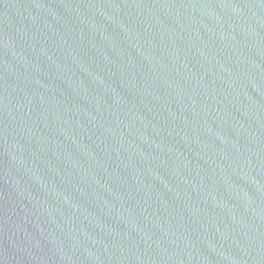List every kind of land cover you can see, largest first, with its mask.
<instances>
[{"label": "water", "instance_id": "water-1", "mask_svg": "<svg viewBox=\"0 0 264 264\" xmlns=\"http://www.w3.org/2000/svg\"><path fill=\"white\" fill-rule=\"evenodd\" d=\"M0 264H264V0H0Z\"/></svg>", "mask_w": 264, "mask_h": 264}]
</instances>
